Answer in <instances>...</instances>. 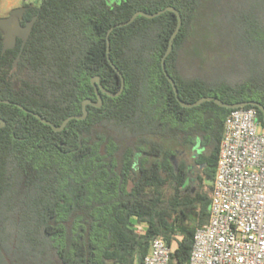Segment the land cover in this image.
Returning a JSON list of instances; mask_svg holds the SVG:
<instances>
[{"label":"trees","instance_id":"1","mask_svg":"<svg viewBox=\"0 0 264 264\" xmlns=\"http://www.w3.org/2000/svg\"><path fill=\"white\" fill-rule=\"evenodd\" d=\"M111 1V0H110ZM37 17L2 54L0 31V264H142L153 239L169 264H187L196 228L207 223L219 143L233 109L183 108L178 98L216 97L264 107V0H36ZM21 51L19 60L13 62ZM190 67L206 73L190 72ZM191 70V69H190ZM19 106L23 108L20 109ZM258 122L264 123L254 106ZM144 224L143 234L135 226Z\"/></svg>","mask_w":264,"mask_h":264},{"label":"built area","instance_id":"2","mask_svg":"<svg viewBox=\"0 0 264 264\" xmlns=\"http://www.w3.org/2000/svg\"><path fill=\"white\" fill-rule=\"evenodd\" d=\"M170 252L157 237L142 264H169ZM187 264H264V127L253 107L233 109L224 120L209 218L193 234Z\"/></svg>","mask_w":264,"mask_h":264},{"label":"water","instance_id":"3","mask_svg":"<svg viewBox=\"0 0 264 264\" xmlns=\"http://www.w3.org/2000/svg\"><path fill=\"white\" fill-rule=\"evenodd\" d=\"M25 10H26V7H24V8H16V9H13L10 12V15L8 17L0 18V31L2 33V45H3L2 46V54H4L7 50L13 49L17 38L21 39V41H22L21 50L23 49V47H24V45H25V43H26V41H27V39L29 37V34H30L31 30H32V27H33V25H34V23H35V21L37 19V17L35 16L29 22H27L24 26H22L20 24V21L22 19V16H23V13H24ZM167 11L168 12H172V13H174L176 15L177 26H176L174 32L172 33V35L170 37L167 50H166L164 56L161 59V69H162L163 74L165 75L166 79L170 83V85L172 87V90L174 92V95H175L178 103L180 104V106L183 107V108L190 109V108H193V107H197V106H199L200 104H202L204 102H213L214 104L218 105L221 108L236 109V108H240V107H245V106L251 105V106L256 107L261 112L262 120H263V123H264V107L261 106L257 102L226 104V103H223L222 101H220L219 99H217L216 97H202V98L198 99L194 103L187 104V103L182 102L178 98V92H177V88L175 86V83L171 79V77L168 75V73H167V71L165 69V59L170 54V52L172 50L173 40L176 37L177 33L179 32L180 25H181L180 14L173 7H166L165 9L160 10V11L154 13V14H148V13L139 11V12L134 13L127 21L115 24L112 27H110L108 29V31H107V34H106V46H107L106 54H107V59L109 60V35L114 29L128 26L138 16H142V17L147 18V19H152V18H155V17H157V16H159V15H161V14L167 12ZM20 54H21V51L19 52V54L17 55V57L15 58V60L13 62V68H15V66H16V64L18 62ZM109 63L112 66V68L118 73L117 69L111 64L110 60H109ZM118 74H119V76L121 78V87H120V90L117 93H110V92H107L106 90H104L101 87V85H100V81H99V77L98 76H95V77L91 78L90 83L93 86L94 91L96 93V101L93 102V101H91L89 99L84 100L82 102V114L79 115V116H70V117L66 118L61 123V125L58 126V127H56L51 122L43 119L42 117H40L37 114H32V115H34L41 123L50 126L54 132H60L66 127L67 123L70 120H84V119H86V117H87L86 107L87 106L90 105V106H93V107H96V108H100L101 107L102 100H101L100 94L98 92L99 90H100L101 93H104L107 96L112 97V98L119 96L122 93V91H123L124 84H123V78H122L121 74L120 73H118ZM0 103L9 104L8 101H1V100H0ZM18 107L23 110V108L21 106L18 105ZM4 126H5V122L0 119V129L3 128Z\"/></svg>","mask_w":264,"mask_h":264},{"label":"rangeland","instance_id":"4","mask_svg":"<svg viewBox=\"0 0 264 264\" xmlns=\"http://www.w3.org/2000/svg\"><path fill=\"white\" fill-rule=\"evenodd\" d=\"M25 3H30V4H37L36 0H24ZM113 0H109V2H112ZM23 0H0V18H5L8 13L13 10L16 9L17 7H19L22 4ZM191 69V70H190ZM190 69L188 71L190 72H202V73H206L205 69H195L194 67H190Z\"/></svg>","mask_w":264,"mask_h":264},{"label":"flooded vegetation","instance_id":"5","mask_svg":"<svg viewBox=\"0 0 264 264\" xmlns=\"http://www.w3.org/2000/svg\"><path fill=\"white\" fill-rule=\"evenodd\" d=\"M17 8H24V6L21 4L19 7H17ZM12 11V10H11ZM10 11V12H11ZM26 11V10H25ZM25 11H24V13H25ZM10 12L8 13V15L6 16V17H8L9 15H10ZM24 13H23V15H24ZM22 19H23V16H22ZM22 19H21V21H22ZM21 21H20V24H21ZM24 26V25H23ZM17 40H20L21 41V39H19V38H17L16 39V42H15V45H14V47L16 46V44H17ZM21 43H22V41H21ZM13 47V48H14Z\"/></svg>","mask_w":264,"mask_h":264}]
</instances>
